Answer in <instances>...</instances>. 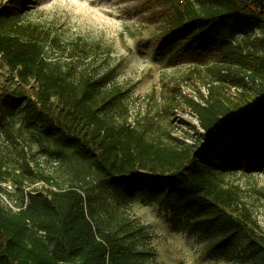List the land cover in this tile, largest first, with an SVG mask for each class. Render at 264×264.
Here are the masks:
<instances>
[{
  "label": "trees",
  "instance_id": "1",
  "mask_svg": "<svg viewBox=\"0 0 264 264\" xmlns=\"http://www.w3.org/2000/svg\"><path fill=\"white\" fill-rule=\"evenodd\" d=\"M168 1L172 15L150 38L157 52L216 59L219 70L206 95H174L168 105L183 103L197 120L192 144L129 122L114 68L75 67L76 48L65 63L49 59L58 38L0 0V56L16 79L0 86V137L18 148L20 163L0 153V182L44 187L16 211L0 206V264H155L143 226L120 212L138 199L199 231L204 254L264 264V231L228 179L264 168V54L255 49L264 42V0ZM256 32L252 50L232 45Z\"/></svg>",
  "mask_w": 264,
  "mask_h": 264
},
{
  "label": "rangeland",
  "instance_id": "2",
  "mask_svg": "<svg viewBox=\"0 0 264 264\" xmlns=\"http://www.w3.org/2000/svg\"><path fill=\"white\" fill-rule=\"evenodd\" d=\"M6 1L24 11L26 20L39 24L58 38V46L50 45L46 49L49 59L65 63L70 50L76 48L75 67L89 62L98 71L114 68L116 82L127 90L125 103L129 122L147 124L154 138L164 131L189 144L201 132L197 120L183 103L177 110L168 105L174 95L196 98L198 90L206 95L205 82L219 70L212 68L216 59L194 61L175 51L157 52L150 38L164 28L172 15L168 0ZM155 12H159L160 17ZM255 37L261 34L256 32L249 39L236 37L232 45L247 52L254 48L251 41ZM255 49L264 54V42ZM194 67L200 68L205 80L194 72ZM15 84V73L0 56V86L12 88ZM27 90L35 97L37 90L33 83ZM16 152L18 148L10 147L0 137V153L9 155L8 164L19 168ZM38 160L40 169L51 171L54 166L42 157ZM228 179L239 187L242 200L264 231V168L250 174L233 172ZM43 188L42 183L16 189L9 180L0 182V206L16 211L23 199L27 202L29 192H41ZM120 212L143 226L148 234L142 243L143 249L155 264H233L218 253L204 254V239L199 231L183 230L180 217H172L144 199L129 203L120 208Z\"/></svg>",
  "mask_w": 264,
  "mask_h": 264
}]
</instances>
